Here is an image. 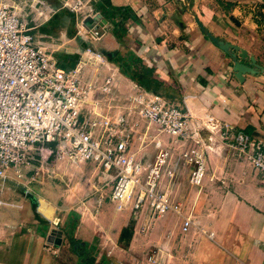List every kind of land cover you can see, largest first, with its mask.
I'll list each match as a JSON object with an SVG mask.
<instances>
[{
  "label": "crops",
  "instance_id": "obj_1",
  "mask_svg": "<svg viewBox=\"0 0 264 264\" xmlns=\"http://www.w3.org/2000/svg\"><path fill=\"white\" fill-rule=\"evenodd\" d=\"M44 1L52 16L66 10L62 7L65 0ZM83 2L81 12L68 11L74 17L58 31L42 33L44 25L34 32L35 45L49 51L54 59L58 55L68 57L67 70L84 66L82 74H90L89 84H98L100 89L110 77L114 104L118 106L110 110L112 116L126 115L124 108L130 103L133 106L132 98L139 92H147L109 63L102 54L104 51L117 52L121 57L133 54L140 60L138 68H151L155 79L176 91L168 102L188 110L193 121L210 116L221 129L202 133L204 138L209 137L204 139L209 151L207 172L200 187L188 184L189 167L178 164L171 186L182 202L183 214L192 215L197 227L182 233L181 219L166 214L158 230L160 241L156 247L161 252L158 263L264 264V175L254 170L236 150L239 136L248 143L264 146V74H246L240 83L234 77L232 59L206 38L193 18L218 40L239 45L254 58L257 66L264 68V0H109L111 6L127 7L133 15L125 21L120 40L113 34L116 19L111 23L94 7L101 0ZM98 13L106 24L100 23L90 32L78 29L82 18ZM87 49L102 55L101 68L91 67L90 60L96 59L85 55ZM244 63L248 65L249 61ZM94 111L107 112L106 104L96 105ZM161 137L165 149L176 156L181 148L174 146L168 136ZM102 176L106 177L103 173ZM4 199L0 198V264H83L69 242L71 237L84 246L93 264H108L100 253L103 239L110 238L121 245V230L128 225L132 214L130 207V211L128 208L118 211L121 219L102 228L85 213L69 209L62 213L61 226L55 227L52 223L57 217L55 208L45 201L38 205L29 197L30 203L20 200L13 204ZM32 202L35 210L29 214ZM70 212L77 215L74 230L65 225ZM135 214L139 220L146 219L144 212ZM169 217L175 219V227L168 225ZM53 229L62 231L59 246L47 240ZM208 233L213 237L209 238ZM135 238L134 234L126 248L142 250L143 242L139 241L136 248Z\"/></svg>",
  "mask_w": 264,
  "mask_h": 264
},
{
  "label": "built area",
  "instance_id": "obj_2",
  "mask_svg": "<svg viewBox=\"0 0 264 264\" xmlns=\"http://www.w3.org/2000/svg\"><path fill=\"white\" fill-rule=\"evenodd\" d=\"M47 6L44 0H0V182H22L34 162L42 167L50 157L90 162L106 175L104 184L110 188L109 198L117 211L130 203L132 210L144 212L147 218L174 214L181 219L182 233L196 228V219L183 214L182 202L171 186L180 162L189 167L187 182L192 187H200L207 172L208 150L189 111L157 95L136 94L133 109L158 136H168L181 148L176 157L156 140L153 161L145 166L136 160L130 153L129 114L96 113V105L90 102L91 86L81 83L80 68L59 67L35 45L33 33L52 18ZM62 7L77 14L84 2L65 0ZM85 55L104 62L101 54L90 49ZM112 88L108 77L100 89L105 99ZM204 118L208 129L221 130L213 118ZM236 150L264 175V146L239 136ZM159 256L155 250L147 261L158 264Z\"/></svg>",
  "mask_w": 264,
  "mask_h": 264
},
{
  "label": "rangeland",
  "instance_id": "obj_3",
  "mask_svg": "<svg viewBox=\"0 0 264 264\" xmlns=\"http://www.w3.org/2000/svg\"><path fill=\"white\" fill-rule=\"evenodd\" d=\"M82 20L83 18L81 21ZM78 27V29L82 27L80 21ZM39 40H45V38ZM54 46L57 47L58 42H55ZM46 52L50 54L49 51ZM90 61L92 65L90 62L88 65H91L93 68H101V65L103 66L102 62L93 59ZM83 67L84 66H82V68ZM82 68L79 72L80 78L82 79L81 83L91 86L90 102L92 101L98 106L103 105V103L106 104V111L111 115L110 110L118 108V106L114 104L113 95L110 94L109 98L105 99V95L101 92L98 84H89L91 75L88 73L86 74V72L82 74ZM124 109L127 111L126 115L129 114V124L133 131V139L130 146L132 152L130 153L134 155L136 160L146 166L153 161L157 153L155 141L158 139L162 140V137L158 136L154 131V127L138 114V110L133 109L131 103L125 106ZM194 122L197 124L201 134L202 144L209 151V148L204 142V139H209V137L204 138L202 133L211 134L214 131L206 127L207 123L203 117L200 121L197 120ZM168 143H171V140H169ZM177 156L178 154L176 157ZM149 157H151V161L146 162V159ZM180 167L179 169H181ZM35 169H37V172H35ZM30 178L33 180L28 183V179ZM105 178H103L98 166L93 163H72L67 159L57 160L50 157L42 167L40 164L34 162L33 169L25 172V179L22 182L17 183L13 180L0 182V198H5L4 200L13 204L20 203V200L30 203L29 197H32V200H34L35 203L37 202L38 205L41 200L45 201L55 208L57 217L52 221L55 227L56 225L61 226L63 223L62 213L69 209H71V211L76 209L92 218V222H94L97 227L105 228L109 225L116 224L118 218L121 219V213H118L115 204L109 198L110 188L104 184ZM99 201H101V207L97 205ZM34 202H32L33 206L30 204L28 207L29 214H33ZM129 207L132 211L130 218L133 221V235L131 239H133L135 234L136 248L139 241H142V250H129L122 245L116 244L110 238H105L103 239L104 244L100 248V253L104 254L108 264H151L147 261V257L155 250L160 251V249L156 247L160 241L158 230L161 222L166 218L165 216L154 219L145 217L146 219H143L144 221L139 220V217L135 214L136 211L131 209L130 203L125 210H127V208L129 210ZM122 222H124V220L121 221V223ZM168 223L169 226L173 227L177 224L173 217H169Z\"/></svg>",
  "mask_w": 264,
  "mask_h": 264
},
{
  "label": "trees",
  "instance_id": "obj_4",
  "mask_svg": "<svg viewBox=\"0 0 264 264\" xmlns=\"http://www.w3.org/2000/svg\"><path fill=\"white\" fill-rule=\"evenodd\" d=\"M95 9L104 16L109 21L114 22L116 19V23L113 26V34L117 39H121L124 35V23L125 21L133 17L129 9L126 8H116L111 6L109 0H101L95 4ZM260 15V14H259ZM72 13L70 14L68 10H63L58 14L52 16V18L45 24V27L41 29L42 33H54L58 31L64 23L69 20L73 19ZM49 29L47 30L46 28ZM103 56L109 63H113L116 65L120 73L134 82L138 87L143 89L147 93H151L153 95L160 96L164 98L166 101H171L173 97L176 95V91L172 89L170 86L158 81L154 78L153 70L151 68L140 67V60L133 56V54H126V56L121 57L117 54V52H106L104 51ZM57 65L61 68L66 69V67H70L66 65V59L68 57L58 55L55 57ZM66 63V64H65ZM72 65V64H71ZM35 210V205H34ZM78 223L77 215L74 212H70L67 217L66 227L68 229L74 230ZM133 235V221L130 220L128 225L121 230L120 237H119V244L123 247H127ZM70 244L74 248L75 245H78L77 248H74V252L78 255L81 259L83 264H93V259L88 258V254L84 250V246H79L80 242L75 240L74 238H70Z\"/></svg>",
  "mask_w": 264,
  "mask_h": 264
},
{
  "label": "water",
  "instance_id": "obj_5",
  "mask_svg": "<svg viewBox=\"0 0 264 264\" xmlns=\"http://www.w3.org/2000/svg\"><path fill=\"white\" fill-rule=\"evenodd\" d=\"M194 21L199 28V30L206 36V38L219 50H221L224 54L229 56L233 61V72L234 77L240 82L243 83V76L246 74L255 75L257 73L264 74V68H260L256 65V62L253 57L249 56L246 50L242 49L234 44L224 42L222 40H218L214 36H212L207 29L199 22V20L193 16ZM106 24V21L102 18V16L98 13L94 16H87L82 20V26L89 32L97 27L99 24ZM249 61V64L246 65L244 62ZM61 235L62 231H58L53 229L50 235L47 237V240L56 246H59L61 243ZM55 237V238H54ZM78 246L75 245V248Z\"/></svg>",
  "mask_w": 264,
  "mask_h": 264
}]
</instances>
